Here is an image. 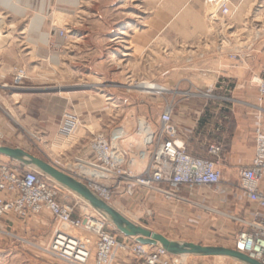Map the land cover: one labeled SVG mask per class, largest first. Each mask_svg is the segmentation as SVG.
<instances>
[{
	"label": "rangeland",
	"instance_id": "374dc122",
	"mask_svg": "<svg viewBox=\"0 0 264 264\" xmlns=\"http://www.w3.org/2000/svg\"><path fill=\"white\" fill-rule=\"evenodd\" d=\"M227 1L228 17L208 0H0V145L18 142L27 152L63 166L67 148L60 147L57 131L67 113L81 121L74 142L79 145L70 151L77 156L85 152L92 133L124 127L133 135L141 120L158 119L169 107L175 120L196 119L206 103L228 101L198 85L204 78L223 77L231 63L255 54L259 85L264 77V0ZM175 10L182 14L171 23L166 15ZM20 73L23 78L16 84ZM144 83L160 92L142 91ZM180 133L190 154L218 160L210 154L211 144L220 143L216 136L208 143ZM224 187L229 193L221 197ZM204 193L195 205L143 192L116 200L114 206L171 240L234 249L245 229L244 214L255 206L233 178L223 177ZM60 199L76 204V196L64 189ZM81 211L78 206L75 217ZM196 213L206 216L197 223ZM9 219L13 224L0 223V264H71L49 252L57 229L51 213ZM111 230L128 247L118 251L113 264H147L131 250L132 241L121 238L113 225ZM66 231L89 246L87 264H96V237ZM178 261L240 264L193 256Z\"/></svg>",
	"mask_w": 264,
	"mask_h": 264
},
{
	"label": "built area",
	"instance_id": "2783aa9c",
	"mask_svg": "<svg viewBox=\"0 0 264 264\" xmlns=\"http://www.w3.org/2000/svg\"><path fill=\"white\" fill-rule=\"evenodd\" d=\"M208 3L223 17L230 15L227 0H208ZM22 78L23 73H20L16 84ZM259 86L263 96L264 77ZM80 127L77 115H65L57 131L60 147L67 148L61 155L64 165H53L113 207L116 200L134 198L143 192L185 200L183 189L207 192L223 181V144L210 146V154L217 161L190 154L188 140L180 133L173 108L166 109L158 119L141 120L133 135L124 127L92 133L85 152L72 156L70 151L79 145L74 142ZM255 133L254 156L242 169L239 179V189L255 208L242 220L245 229L238 236L234 249L264 264V187L261 186L264 131L257 128ZM62 190L55 181L38 171L0 155V223L9 216L28 220L49 212L57 224L49 252L71 264H87L92 250L66 231L83 230L96 237V264H113L118 251L128 247L117 240L111 223L87 203L77 197L74 207L61 202ZM78 206L82 211L77 218ZM130 241L134 243L131 250L147 264H180L178 258L181 256L170 255L160 247L142 245L135 239Z\"/></svg>",
	"mask_w": 264,
	"mask_h": 264
},
{
	"label": "crops",
	"instance_id": "0c3cea01",
	"mask_svg": "<svg viewBox=\"0 0 264 264\" xmlns=\"http://www.w3.org/2000/svg\"><path fill=\"white\" fill-rule=\"evenodd\" d=\"M181 14V11L175 10L169 12L166 16L171 18L172 23ZM2 24L0 21V26ZM257 72L258 62L255 54V57L252 58L250 56L248 60L231 63L223 77L202 79L201 84L198 86H201L206 92L231 99L212 105L206 103L196 119H177L180 131L184 130V132L200 138L202 142L207 141L208 143L214 141L213 139L216 136L217 141L223 144L224 153L222 160L225 162L223 170L225 180L233 178V180L237 181L240 179L242 169L248 165L247 163L251 162L254 156L256 129L261 128L264 131V97L260 100ZM165 91L167 92L166 89ZM9 147L21 148L27 151V148L18 142L11 144ZM261 186L264 187V180ZM228 193L229 189L224 187L221 197ZM204 194V191L191 192L187 189L182 190V195L185 198L183 201L192 205H195L193 201H199L200 198H204ZM246 200L248 201L247 198ZM251 211H246L244 215L249 216ZM196 214L197 216H194L197 223L201 222L206 216L200 213ZM9 218L10 216L4 220H8V222L13 224V221ZM121 238L126 241L131 240V238L123 236Z\"/></svg>",
	"mask_w": 264,
	"mask_h": 264
},
{
	"label": "water",
	"instance_id": "95a60500",
	"mask_svg": "<svg viewBox=\"0 0 264 264\" xmlns=\"http://www.w3.org/2000/svg\"><path fill=\"white\" fill-rule=\"evenodd\" d=\"M0 155L18 162L25 167L38 171L52 179L63 189L87 203L97 213L111 223L116 231L126 238L135 239L138 243L151 247H160L173 256H193L199 258H228L240 264H263L258 260L236 249L204 246L192 242L171 240L153 230L134 223L115 207L103 201L86 185L55 167L50 162L39 158L21 148L0 145Z\"/></svg>",
	"mask_w": 264,
	"mask_h": 264
},
{
	"label": "bare ground",
	"instance_id": "6f19581e",
	"mask_svg": "<svg viewBox=\"0 0 264 264\" xmlns=\"http://www.w3.org/2000/svg\"><path fill=\"white\" fill-rule=\"evenodd\" d=\"M122 35H124V34L122 33ZM143 87H144V89L142 91H144V92H152V91L160 92L159 89H158V87L155 86V85H153V84H145L144 83L143 84Z\"/></svg>",
	"mask_w": 264,
	"mask_h": 264
},
{
	"label": "trees",
	"instance_id": "16d2710c",
	"mask_svg": "<svg viewBox=\"0 0 264 264\" xmlns=\"http://www.w3.org/2000/svg\"><path fill=\"white\" fill-rule=\"evenodd\" d=\"M189 148H190V147H189V143H187V149L189 150Z\"/></svg>",
	"mask_w": 264,
	"mask_h": 264
}]
</instances>
